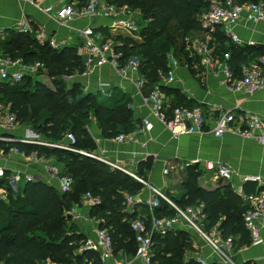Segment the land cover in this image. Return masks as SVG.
Returning <instances> with one entry per match:
<instances>
[{"label": "trees", "instance_id": "obj_1", "mask_svg": "<svg viewBox=\"0 0 264 264\" xmlns=\"http://www.w3.org/2000/svg\"><path fill=\"white\" fill-rule=\"evenodd\" d=\"M106 1L139 8L144 19L149 21L140 34L120 28L107 33L120 41L117 50L123 53L122 61L132 56L141 59L140 71L146 76L148 90L155 83H160V74H166L169 69L168 66L161 70L156 65V41L160 42L164 53L175 47L178 57L187 58V65H194L193 57L186 49V39L192 32L202 30L198 17L213 0ZM7 32H11L12 36L2 40L3 55L21 59L25 64L44 63L54 87L34 75H27L20 82L0 81V101L9 106L18 123L31 124L50 143L61 144L68 132L75 134L76 143L68 150L56 145L0 140V150L8 151L16 146L27 156L32 153L56 156L65 164L64 174L73 179L72 190L62 193L41 180H30L20 185L17 192H11L7 203L0 202V262L47 264L51 260L56 264H101L98 252L87 249L78 252L87 237L78 231L71 220L72 216L67 213L74 205H81V198L87 192L101 200L93 205L91 215L102 219L100 229L109 231L115 252L124 250L129 254L136 253L138 245L131 224L140 217L136 212L126 211L125 195L136 194L143 183L87 155L96 147L87 128L92 115L96 117L103 135L110 137L136 129L132 111L126 103L111 107L99 101L98 94L84 92L80 83L67 86L64 76L85 73L77 46L54 48L49 42H39L26 33L16 30ZM218 53L230 54L228 63L235 75H241L243 66L249 62L244 57V50L237 44L221 48ZM234 60L238 61L234 63ZM166 89L167 86L162 85L164 92H167ZM172 91L177 94L176 100L171 102L172 106L197 104L183 98L182 92ZM8 174L6 172V176ZM196 175L193 171L188 174L183 184L184 193L180 197L175 198L168 192L166 196L181 208L202 207L204 226L208 229L217 227L224 239H234L240 235L241 241L248 243L251 238L244 223L247 205L241 203V197L230 184L216 189L202 187ZM7 183L8 178L0 179V184ZM156 213L159 216H173L175 209L161 199ZM188 233L181 229L165 235L154 232V263L202 264L195 258L186 259L187 253L194 248L191 233L190 236Z\"/></svg>", "mask_w": 264, "mask_h": 264}, {"label": "crops", "instance_id": "obj_2", "mask_svg": "<svg viewBox=\"0 0 264 264\" xmlns=\"http://www.w3.org/2000/svg\"><path fill=\"white\" fill-rule=\"evenodd\" d=\"M65 1L0 0V55L4 54L2 40L12 36L11 32L8 33L7 30L20 31L19 28L25 20L30 21L35 28L45 27L48 33L54 35L55 39L61 42V48L81 44L79 29L94 22L97 23V21L81 19L63 25L57 18V11ZM75 1L84 4L86 0ZM48 7H52L53 11L46 12L45 9ZM101 23L104 22L101 21ZM200 32L201 38L207 36L206 32L202 30ZM237 33L242 40L241 43L233 42L219 29L212 32L211 36L214 39L213 44L216 46L217 53L221 48L226 49L231 44H237L244 50V57H247L249 61L264 54V22H245L238 27ZM28 35L37 38L36 34ZM191 35H194V32ZM43 70V72L39 71L40 74L36 73L35 76L38 74L39 80L52 86V79L47 70L45 68ZM138 78L139 76L135 73L123 75L110 64L97 67L87 74L76 73L73 76H64L67 83H70V79L74 83H80L84 92L95 93L98 96L101 94L98 97L99 101L111 107L126 103L132 111V120L138 128L137 139L132 143L118 142L117 135L104 136L94 115L91 116V121L87 125L96 144L95 149L88 152L87 155L100 161L105 158L115 162L123 166L127 174L134 173L145 181L142 182V189L133 195L136 200L134 205L130 208L125 207L127 212H136L138 217H147L151 210L150 202L154 198V188L164 194L168 192L173 197H180L184 193L183 184L192 171L197 174L198 184L207 189H216L222 185L230 184L241 197L243 205L248 204L247 196L249 194L264 191V145L252 139L241 138L232 132H227L221 138L214 136L210 131L203 134L174 137L164 124L151 114L150 108L143 104L141 93H146L148 89L145 87L140 90L137 85ZM0 81L2 80L0 79ZM101 81L110 84L106 93L98 91V83ZM165 86H167L165 93L170 102H174L177 98L173 89L182 92V97H185L187 101L202 105L211 125L223 111L234 112L238 119H243L249 114L264 117V89L254 95L229 90L218 81L212 70L206 69L198 62L191 67L177 68L175 82ZM145 117H149L154 124L151 131L144 129L143 118ZM0 133L3 132L0 130ZM68 133L61 140V144L64 149L69 150L71 145L67 138ZM7 134L16 140L24 138L45 140L44 136L38 133L31 124L25 123H19ZM4 156L0 160V166L6 172L13 174L21 171L33 174L35 179L53 186L60 193L63 192L59 176L65 175L66 167L56 156L36 153L28 156L22 154L11 156L4 154ZM220 163L226 164L230 168L232 178H222L217 167L211 169L207 166V164L218 166ZM108 165L110 166V164ZM52 166L57 168L59 175L51 170ZM166 169H168L167 174L164 173ZM254 175H260L263 181L253 182L244 179ZM175 192H180V196H177ZM92 207L84 194L81 198V205H74L67 212L72 216L71 220L77 225L78 231L85 234L86 237L94 235L100 229L102 222V219L91 215ZM179 226L189 231L194 238V248L187 253L186 259L201 257L213 264H264V230L262 231L263 242L260 244H253L249 238H247L248 243H243L240 235H236L233 239L234 246L229 253L231 262H225L217 253L213 252L211 246L202 239L195 229L189 228L186 224ZM84 250L83 244L78 252L82 253ZM116 254L128 259L129 264H142L141 260L136 257V253L129 254L122 250ZM47 264L56 263L49 260Z\"/></svg>", "mask_w": 264, "mask_h": 264}, {"label": "built area", "instance_id": "obj_3", "mask_svg": "<svg viewBox=\"0 0 264 264\" xmlns=\"http://www.w3.org/2000/svg\"><path fill=\"white\" fill-rule=\"evenodd\" d=\"M36 1V0H35ZM50 13L52 7L45 9ZM57 18L63 25H68L75 20H96L97 23L88 25L79 29V36L82 39L81 44L77 46V53L81 56L85 65V74L91 72L97 67L106 64L112 65L121 74L135 73L139 76L137 85L143 90L147 85V79L140 71L141 59L132 56L122 61L123 53L117 50L120 41L110 37L101 31V26L111 29L120 28L140 34L143 30L144 16L139 8L129 5L120 6L110 4L106 0H86L84 4L75 0H66L57 11ZM203 32L207 33L206 37L201 39L200 45L196 48L200 55L201 64L215 74L218 81L232 91H242L248 95H254L264 89V54L251 59L243 66V73L235 75L231 69L228 60L230 54L217 53L216 46L213 44L212 32L220 30L228 36L233 42L241 43L242 40L237 33L238 27L245 22L261 23L264 22V1H243L236 0H213L210 7L202 11L198 17ZM104 22V23H101ZM20 32L26 34H36L37 39L41 42H49L54 48H61V42L55 39L54 35L48 33L45 27L35 28L30 21L25 20ZM105 34V35H104ZM169 69L166 74L161 75V82L155 83L146 93H141L142 102L150 108L151 114L157 118L171 132L174 137L185 135L203 134L210 131L214 136L221 138L227 132L235 135L252 139L264 145V117L257 114H249L238 119L232 111H223L211 125L208 122L207 112L202 105L193 106H172L167 99V94L162 90V85L175 82L176 70L180 61L173 54L169 55ZM44 63L35 62L25 64L21 59H13L10 56L0 55V79L2 81L20 82L27 75H33L44 69ZM110 84L106 81L98 83V91L106 93ZM18 121L14 113L10 111L8 105L0 101V140L11 142L14 138L8 136L17 125ZM143 126L146 131L153 129V122L149 117L143 118ZM138 128L130 133H120L116 139L121 143H132L136 141ZM67 138L70 145L76 143V136L69 132ZM21 142L41 143L46 145H56L62 147V144H52L49 141H42L37 138H24ZM72 149V146L69 147ZM6 155L22 154L16 146H12L8 151L0 150V160ZM101 159V158H100ZM103 161L110 164L114 169L126 172V169L105 158ZM213 169L218 168V173L222 178H232V172L226 164H207ZM51 170L57 175L58 171L55 166ZM129 173V172H128ZM168 173V169L164 171ZM140 182L143 179L130 173ZM8 178L6 185L0 184V202L7 203L11 198V192H17L19 186L24 182L35 180L33 174L17 171L9 173L0 166V179ZM61 189L63 192L72 190L73 179L67 175L59 176ZM246 181L261 182L263 178L260 175L247 176ZM89 203L93 206L101 202L100 198L86 193ZM161 199H165L175 209L173 216H159L156 208L161 205ZM135 197L131 194L125 195V204L132 207L135 203ZM247 210L244 215V223L249 232L251 242L260 244L263 242L262 231L264 230V191L251 193L247 196ZM150 213L147 217H140L133 220L131 227L136 234L137 251L136 257L141 260L142 264H155L153 261V242L152 235L154 232L165 235L174 230L180 224H186L193 228L212 248L213 252L225 262H231L230 251L233 248V238L224 239L217 227L207 230L204 226V213L202 207L188 206L181 208L176 205L166 194L154 188V198L150 202ZM84 249L96 251L101 258V264H129L128 259L117 256L113 239L107 229H98L94 235H90L84 242ZM202 264H213L204 258H197ZM0 264H5L0 262Z\"/></svg>", "mask_w": 264, "mask_h": 264}, {"label": "rangeland", "instance_id": "obj_4", "mask_svg": "<svg viewBox=\"0 0 264 264\" xmlns=\"http://www.w3.org/2000/svg\"><path fill=\"white\" fill-rule=\"evenodd\" d=\"M148 23H149V21L144 20V24L148 25ZM110 30H111V28H109V27L107 28V27H105L103 25L101 26V31L103 33H105L106 35H108L107 33ZM201 37H202L201 36V32L200 31H195L194 35L190 34V35H188V38L186 39V49L189 51L190 56L193 57L192 60L194 62V65H195L196 62L201 64L200 55L198 54V52L196 50V48L200 45V42H201V39H202ZM156 50H157V62H156V65L161 70L168 68V66L170 64V61H169L168 57H169L170 54H175V56L178 57V55L175 52V47H172L169 51L164 53L162 51V49L160 48V42L159 41H156ZM178 58L180 60L178 68H181V67H184V66L191 67L190 65H187V64H189L187 58H184V59H182L180 57H178ZM194 65H192V66H194ZM42 70L43 69H41L39 71L43 72L44 70L43 71ZM73 75L74 74H72L71 76H73ZM34 76H35V74H34ZM37 76H38V74H37ZM37 76H35V78H37ZM43 83L47 84V82H45V81H43ZM73 83H74V81H72V79H70V83H67V86H71V85H73ZM51 87H54V84H52ZM99 96H101V94ZM175 194H177V196H180L181 193L180 192L179 193L175 192ZM175 198H177V197H175ZM0 217H2V205H0ZM177 229L185 230L182 226H178L173 231H176ZM207 230L209 231L208 228H207ZM188 235L190 236V233H188ZM190 237L192 238V240H194L192 235Z\"/></svg>", "mask_w": 264, "mask_h": 264}, {"label": "water", "instance_id": "obj_5", "mask_svg": "<svg viewBox=\"0 0 264 264\" xmlns=\"http://www.w3.org/2000/svg\"><path fill=\"white\" fill-rule=\"evenodd\" d=\"M11 142H21V140L13 139ZM67 149V148H66Z\"/></svg>", "mask_w": 264, "mask_h": 264}]
</instances>
